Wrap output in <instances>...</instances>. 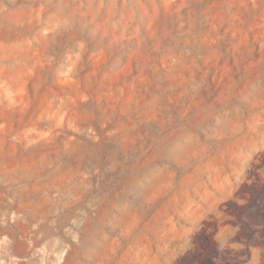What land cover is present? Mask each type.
Instances as JSON below:
<instances>
[{
  "label": "rangeland",
  "instance_id": "1",
  "mask_svg": "<svg viewBox=\"0 0 264 264\" xmlns=\"http://www.w3.org/2000/svg\"><path fill=\"white\" fill-rule=\"evenodd\" d=\"M0 264H264V0H0Z\"/></svg>",
  "mask_w": 264,
  "mask_h": 264
}]
</instances>
